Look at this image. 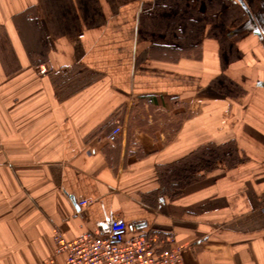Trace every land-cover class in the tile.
Listing matches in <instances>:
<instances>
[{
	"label": "crops",
	"instance_id": "crops-1",
	"mask_svg": "<svg viewBox=\"0 0 264 264\" xmlns=\"http://www.w3.org/2000/svg\"><path fill=\"white\" fill-rule=\"evenodd\" d=\"M145 1L0 0V264H65L55 230L118 217L184 264H264V55L224 34L149 53Z\"/></svg>",
	"mask_w": 264,
	"mask_h": 264
},
{
	"label": "built area",
	"instance_id": "built-area-1",
	"mask_svg": "<svg viewBox=\"0 0 264 264\" xmlns=\"http://www.w3.org/2000/svg\"><path fill=\"white\" fill-rule=\"evenodd\" d=\"M47 72L45 64L38 66L39 74ZM121 133L122 129L115 126L107 138L114 142ZM88 204V200L78 202L79 206ZM166 239L169 246L159 248L152 236L130 234L126 222L119 217L110 221L106 234L88 230L74 239H67L58 230L52 234L54 253L63 255L65 264H184L181 248L172 244L171 236Z\"/></svg>",
	"mask_w": 264,
	"mask_h": 264
},
{
	"label": "flooded vegetation",
	"instance_id": "flooded-vegetation-1",
	"mask_svg": "<svg viewBox=\"0 0 264 264\" xmlns=\"http://www.w3.org/2000/svg\"><path fill=\"white\" fill-rule=\"evenodd\" d=\"M180 2H182L183 8H180ZM219 2L221 3V0H191L187 3L180 0L175 3L176 6L175 4L174 6L165 4L164 8L170 13L172 11L181 13L186 9L198 13H207L209 18L211 17L214 21L205 25V31L212 30L215 34H224L230 39H234L233 43L236 48L239 46V39H245L244 37L248 35L252 36L256 40L257 48L264 55V0H229L227 6L214 10L213 6ZM156 3L155 0L149 3L151 11H155ZM225 17L228 18L226 23L220 21ZM263 80H255L254 82L255 84H264ZM217 84L228 92L234 93L235 85L233 82L225 83L218 79Z\"/></svg>",
	"mask_w": 264,
	"mask_h": 264
},
{
	"label": "trees",
	"instance_id": "trees-1",
	"mask_svg": "<svg viewBox=\"0 0 264 264\" xmlns=\"http://www.w3.org/2000/svg\"><path fill=\"white\" fill-rule=\"evenodd\" d=\"M163 7L164 6L161 8L164 10L161 12L149 11L143 13V18L147 17V20L144 21L142 18L140 21L141 26L139 28V34L149 42L147 47L149 53H151L152 50L160 49L176 57V55L180 53H188L190 50L199 47L200 41L204 35H217L212 32V30L205 31V25L214 21L211 17L209 18L207 13L196 12V14L193 15H183L185 11L191 13L192 10L186 9L181 13H175L173 11L170 13ZM151 18L153 20H151ZM227 19L228 18L225 17L220 19V21L226 23V21H228ZM208 153L209 154L205 157L209 158L210 156L212 160L215 159V157H224L222 156L223 150L218 147Z\"/></svg>",
	"mask_w": 264,
	"mask_h": 264
},
{
	"label": "rangeland",
	"instance_id": "rangeland-1",
	"mask_svg": "<svg viewBox=\"0 0 264 264\" xmlns=\"http://www.w3.org/2000/svg\"><path fill=\"white\" fill-rule=\"evenodd\" d=\"M157 3V7L155 8V11H157V12H161L162 10H164V9H162L161 7L162 6H165V4L167 5H173L174 6V4L175 3H178L180 0H155ZM191 0H186V1H184V3L186 2H190ZM180 4H181V6H180V8H183V4H182V2H180ZM227 4H229V0H221V3L219 2V3H217L216 4V6H213V9L215 10H219V9H221L222 7H224V6H227ZM177 4H175V6H176ZM149 4H147V2L145 1V2H142L141 3V9H143V12L142 13H145V10L146 11H150L151 12V10H150V8H149ZM164 8V7H163ZM141 13V14H142ZM193 14H196V11H194V10H192L191 11V13L189 12V11H185L184 13H183V15H193ZM141 17L139 18L140 20H139V24H140V21H141V19L143 18V16L142 15H140ZM143 20L145 21V20H147V19H144L143 18ZM142 20V21H143ZM151 20H153L152 18H151ZM149 22V21H148ZM150 24H151V22H150ZM202 35V34H201ZM162 55H166L167 57L169 56H173V55H171L170 53H168L167 51H164V53H161ZM251 54H253L252 52H251ZM152 55L154 56V57H157V52H155V53H152ZM256 57V60H261V57L262 56H255ZM237 63H235L234 64V67H232L229 71L231 72H233V74L236 76V79H238V82L239 83H241L243 80H245L246 79V81H249V80H251V76H252V73L253 72H257V74H259V70H257L258 68L257 67H254V68H252V67H250L249 65H247L246 64V61H244L242 58L241 59H239L238 61H236ZM252 62H253V60H252ZM260 62V61H259ZM255 65V64H254ZM229 71L227 72V74L229 73ZM231 75V74H230ZM232 76V75H231ZM217 79V78H216ZM175 119H173V121L171 122V124H174V125H176L177 124V121H174Z\"/></svg>",
	"mask_w": 264,
	"mask_h": 264
}]
</instances>
